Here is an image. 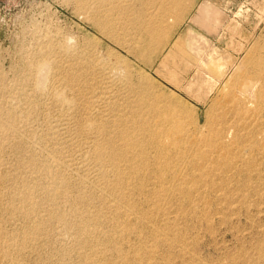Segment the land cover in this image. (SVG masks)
<instances>
[{"label":"rangeland","instance_id":"374dc122","mask_svg":"<svg viewBox=\"0 0 264 264\" xmlns=\"http://www.w3.org/2000/svg\"><path fill=\"white\" fill-rule=\"evenodd\" d=\"M76 1L0 0V81L8 90L5 98L3 95L1 100L6 103H12L14 100L23 110L30 109L33 115L30 125L38 136H35L31 150L21 145L22 148L18 150L20 154L12 155L7 168L18 175L20 181L32 186L34 197L41 203V216L48 218L52 212L50 214L53 215L50 216L54 218L52 220L49 216L43 237L23 245L12 236L29 234L34 224L30 219L26 221L19 215L15 216L17 219H10L9 215H6L7 234L14 239V244L2 245L5 252H10V257L4 264H90L92 258L98 259L101 264H124L126 261L128 264H264V100L258 93L259 89L264 88V36H259L253 42L248 41L247 46L239 48L243 54H225L220 50L225 52L238 49L234 40L220 39L216 34L211 36V39L203 37L204 43L197 48L199 41L191 42L189 39L196 34L206 36V32L199 29L192 33L186 31L187 27L192 26V20L188 18L202 5L200 0H189L188 4L185 3L187 19L184 18L177 25V32L171 34L176 37L180 34L176 42V39L170 41L168 31L173 24L168 19L169 16L165 17L171 10L170 5L165 4L172 0H82L89 4L87 11L94 5L93 10H89V15L79 13V4ZM115 6L119 9H115ZM172 9L174 11L171 14H174L176 7ZM206 12L211 14L212 18L218 16L214 8H207ZM98 20L110 22L121 44L98 34L99 30L93 27V22ZM202 22L205 23V19ZM167 26L168 31L163 32L161 28L166 29ZM182 26L184 28L181 31ZM150 27L159 29L148 31ZM150 34L163 38H160L159 44L156 41L153 43L156 49L147 46L146 40L150 38ZM68 38H71L80 50H98L105 59L115 62L121 71L125 72L126 68V77L132 85L148 84L149 89L165 98L166 103L179 107L185 117L192 114L198 127L193 129L208 131V122L211 119L215 123V129L224 131L227 138H231L235 133L248 137L251 141L240 144L241 151L244 152L242 156L245 157L244 160L249 159L248 162H239L236 168L224 177L227 188L239 186L245 189L243 194L248 203L245 206L240 203V195L243 194L239 193L232 195L235 201L232 207L221 203L215 199L220 192L200 181V174L193 168L191 160L171 158V167L168 170L170 176L165 187H175L172 173H180L182 169L186 178H190L189 180L197 186L188 197L178 194L166 201V204L162 202L164 207L169 205L171 208L169 216L178 220L177 223H172L163 216V211L157 214L158 211L153 210L150 203V196L161 188L156 176L152 174L155 168L153 158L150 159V168L148 166L138 171L126 161L124 155L118 157L117 165L106 163L104 167L98 166L94 159V147L98 139L103 137L99 125L106 115L105 108L101 107L104 100L103 95H100L102 91L99 85L103 80L108 83L111 77H100V73L90 75L94 78L85 84L89 74L78 69L77 80L81 77V84L72 87L70 77L68 78L69 75L65 71L70 64L61 48L63 41ZM226 41L230 44L226 45ZM50 42H54L55 46L57 44L56 53L50 58L58 67L61 66L67 76L57 70L53 86L49 84L50 87H47L48 94L43 96L39 93L38 98H42L39 100V107H29L30 100L19 95L24 88L28 89L30 98L35 94L29 60L44 53ZM168 43H172L169 50L177 53L166 55L169 50L165 46ZM138 51L144 54H138ZM119 60L121 63H118ZM46 72V66L37 67L38 76ZM234 72L237 73L233 74ZM172 74H175V79L171 78ZM241 74L243 75L239 77ZM122 84L123 80L113 79L107 85L114 86L116 92L123 89ZM58 87L70 102L57 101L53 93ZM249 88H252L251 91L247 90ZM32 99L31 102H34ZM91 103L93 109L89 110ZM190 128L191 125H188V129ZM47 134H56L61 142L58 144L47 139L46 144L42 143ZM145 146L149 155H152L150 144L146 143ZM42 162L49 164L51 173L60 166L64 192L58 198L51 195L53 175L50 173L43 176L36 171V165ZM106 171H110L119 179L130 176L129 181L121 186L122 191L129 194V198L111 200L102 193V178ZM215 183L219 184V179ZM16 202V206L21 210V202ZM23 222L32 226L23 225ZM160 230L166 232L164 239L158 238L157 231ZM93 247L99 252L97 255H92L90 249Z\"/></svg>","mask_w":264,"mask_h":264},{"label":"bare ground","instance_id":"6f19581e","mask_svg":"<svg viewBox=\"0 0 264 264\" xmlns=\"http://www.w3.org/2000/svg\"><path fill=\"white\" fill-rule=\"evenodd\" d=\"M77 1L79 4L78 5L79 6V13L81 15H86V14L89 15L88 14V13H90L89 10H91L94 5L91 8H89V10L87 11V7L89 5L88 2L85 1L86 2L85 3L84 1L82 2V0H77ZM112 4H113V2H112ZM97 5L98 4H96V6ZM120 8H121V6H120ZM115 9L118 10L119 8L116 7ZM124 12H125V10H124ZM120 13H122V12H120ZM102 15H103V13H102ZM213 15H214V13H213ZM211 18H212V15H211ZM119 19H121V18H119ZM87 21H89L88 17H87ZM211 21L214 22V25H216V26H218L219 22H220L219 17L217 15L215 17H213ZM111 23H113V22H111ZM114 24H116V23H114ZM93 27L95 29L99 30L98 34L105 35L108 38H110L113 42H115L117 44H121L120 43L121 41L118 39V36L113 32V27L110 25V22L108 20L107 21H100V20L94 21ZM154 29H156V27H150L148 29V31H153ZM142 36H144V35L142 34ZM148 37H150V38L146 40L147 46L153 47L154 49H156L154 47L153 43L156 41V43L159 44V40L162 37H159L157 34H150V36H148ZM203 37L204 36H200L199 34H196L195 36H190L189 39L191 42L199 41L197 48H200V45H202V43H204L203 41H205V40H203ZM153 39H154V41H153ZM204 39H206V38H204ZM71 40H72L71 38H68L66 41L62 40L63 43L61 44V48L63 49V51L67 55L66 58H68V63L70 64L68 70H65V71L67 72L66 74L69 75L68 78L70 77L72 87H76V86H79L81 84V80H80L81 75L79 76L80 78L77 80L78 73H76V70L78 71V69L83 70V71H85V73L89 74L85 80V84H86V82L87 83L89 81L91 82L92 77L90 75L94 76L95 74H98V73H100V75H101L100 77H102L104 75H107L108 78L111 77L112 79L110 78V81L107 80L108 83H110L111 80H113V79H114V81L123 80V84H122L123 89H121V91L119 90V91L115 92V90L113 88L114 86L112 87V85H111V87L110 86L108 87V85H107L108 83L104 82V80L99 85V87L102 91V94H100V95L101 96L103 95L102 99L104 100V103L101 107L105 108L104 111H106V115L104 117L105 120H103L99 125V129H100L101 133L103 134V137L101 139H98L99 141H97L95 143V147H94V159H95V162H97L99 164L98 166L101 165L104 167L106 163H113L114 165H117L116 162H118V160H117L118 157L124 155L126 158V161L131 163L132 165H134L133 167H134L135 171H138V170H141L143 168H148L149 163H150V159L153 158V160L155 162V168H153L152 174L154 176H156V180L160 184L161 188L160 189L158 188V190H156L150 196V203L153 206L152 207L153 210L158 211L157 214L158 213L160 214L159 211H163V216H166L167 219L169 220V222L171 221L172 223H177L178 220L175 217L169 216V214L171 213V210H170L171 208L169 207V205L166 208V207H164L163 204L166 201H168L170 198H173V196H177L178 194L188 197L194 191V189H196L197 186L194 185L191 180H189L190 178L189 179L186 178V173L183 171L184 169H182V171L180 170L181 171L180 173H177V172L172 173L171 178H172L173 185L175 184V187L172 186L173 188H171V189L165 187L166 180H168L169 179L168 177L170 176V174L168 173V170L171 167V162H170L171 158H175V157L180 158V159L187 158V159L191 160L193 162V164H192L193 168L195 169V171H197L200 174V177H201L200 181H204L205 183H207V185L212 186L214 191L220 192V193L218 192L219 194H218V196H216L215 199L219 200L221 203H224L228 206H231V205L233 206L235 201L233 200L232 195H235L237 193L243 194L245 192V189L243 187H239V186L227 188L225 186L224 177L228 176L236 168V166L239 164V162H243L244 164L248 162L249 159L244 160L245 157L242 156V153L244 155V152L241 151L240 144L243 142H249L251 140L248 137L243 136L239 133H235L232 135L231 138H227L224 131L219 130V129H215V123L211 119L208 122V126H209L208 131H204V130L199 131L197 129H193L197 125L195 123L196 120L194 119V116L192 114L188 115V117H185V115H183L181 113L182 111L179 107H175L173 105H170L171 103L170 104L166 103L165 98H162V96H160L158 93L151 91L148 87V84H140L139 83L137 85H132V83L130 81H128V78L126 77V73H127L126 68H124L125 72L121 71L122 69H120L115 64V62H110L107 59H105L106 57L102 56L100 54V52H98L97 49H96L97 51H94V49L91 50L90 48L89 49L91 51H88V50L85 51L83 49L80 50L79 48H77L73 44V42ZM162 40H163V38H162ZM206 41H207V39H206ZM56 46H57V44H56ZM56 46H55L54 42H50L47 46L48 48L44 51V53L40 54L39 57H37V58H31V60H29L30 61L29 65H30L31 75L33 78L32 83L34 84V85L33 84L32 85L35 86L33 88V93H35L37 95L32 93L34 95V96H32L33 99H32V97L30 98L31 94L29 93L28 89H25V88L22 89L21 93L19 94L21 96H24V98H26V100H28V101L30 100L29 102L31 104L29 103V107H33V108L39 107L38 106L39 102H40L39 100L42 99V98H38L39 93H40V95H43V96L48 94V88L47 87L49 86V84L52 85V82L55 79V76L57 75V74H55L57 70L59 72H61V74L62 73L64 74V72L62 71V68H60L61 66L58 67L57 63L55 61L51 60V58H50L54 53H56V51H55V49L57 50V48H55ZM108 48H109L108 49V53H109L110 47H108ZM137 50H139V49H137ZM175 53H177V52H175ZM175 53H173V51L169 50L166 53V55L175 54ZM138 54L142 55V54H144V52L138 51ZM145 54H146V52H145ZM153 54H155V52H153ZM62 57H64V56H62ZM214 61H216V60L214 59ZM126 62H127V60H126ZM118 63H121V61L119 60ZM40 65L46 66L47 72L45 74L38 76L37 67ZM217 65L218 64H216V66ZM212 68H215V67H212ZM219 69H221V68H219ZM215 70H218V69L215 68ZM235 73H237V72H234L233 74H235ZM239 73H241V72H239ZM67 75H65V76H67ZM242 75L243 74H241L239 77H241ZM0 78H2V77L0 76ZM171 78L175 79V74L174 75L172 74ZM28 84H27V86H28ZM97 85H98V83H97ZM24 86H25V84H24ZM13 87H14V85H13ZM88 87H90V85ZM91 87L93 88L94 85ZM249 87H251V86H249ZM11 88H12V85H11ZM57 89L58 90H56L53 93V95L57 99V101L59 103H62V102L64 103V102L69 101L66 94L62 93V91L59 90V87ZM250 89H252V88H249L247 90L251 91ZM13 91H15V90H13ZM84 91H86V90H84ZM7 92H8V90H7L6 86L3 85L0 81V264H4V262H6V260L10 257V252H5L3 250V247H2L3 244H5V245L7 244L9 246L10 243L14 244V239H16L17 242H21V244L25 245V244H28L32 241L34 242V240H36L40 237H43V234L45 231L44 227H47V225L49 223L48 218L50 215L51 216L53 215V214H50L52 212L49 211L50 213L48 215V218L41 216V215H43V214H41L42 213L41 211H43V210L40 209L41 203H39L37 198L34 197L32 186H28L24 181H20L18 179L19 176L12 173L7 168L8 161L11 160L12 155H19L20 154L18 150L20 149V147L22 148L21 145H25L29 150H31L33 140H34V138H36L35 136H37V133L35 132L36 130L33 131L31 128L32 126L30 125V123L32 124L31 120H32V116H33L30 112V109L28 111H27V109L23 110L22 108L18 107V105H16L14 100H13V102L10 101L12 103H9L8 101H7L8 103H6L4 100H1V99H3V97H2L3 95L5 98V95ZM14 93H13V95H14ZM258 93H259V95L262 96V99L264 100V88L259 89ZM16 94H18V93H16ZM87 95H89V94H87ZM10 98H12V97H10ZM31 99L34 102H31ZM15 100H17V99H15ZM232 100L233 99H231V101ZM91 109H93L92 103H91V105L89 104V110H91ZM37 116H39V114ZM187 118H188V121H186ZM34 121H35V119H34ZM90 122H92V121H90ZM187 123H189L188 125H191L190 129H188ZM90 124H92V123H90ZM51 125H52V123H51ZM196 128H198V127H196ZM51 135L49 136L47 134V137H45L46 139L44 138L45 140H43L44 142H42V143H45L47 139H50L47 141H53V142L58 143V144H59V142H61L60 138L55 136L56 134L52 135V136ZM40 139H41V137H40ZM24 140H26V141H24ZM24 142H26V143L24 144ZM53 142H52V144H53ZM146 143L150 144L151 149L153 150L152 155H149V152L146 151L147 150V146H145ZM29 158H30V156H29ZM256 159H258V158H256ZM57 163H58V161H57ZM64 163H65V161H64ZM32 166H33V164H32ZM54 168H56V167H54ZM59 168H60V166L58 167V170L51 173V169H50L49 164L47 165L46 163L42 162L39 165H36V171L39 175L44 176V174H50V173H51V175H53L52 176L53 177L52 178L53 179V188L51 190V195L54 198L60 197L62 195V193L64 192V191L62 192V186H64V185H62V183L64 180H63L62 175H60L61 172H59L60 171ZM149 168H150V166H149ZM99 177H100V174H99ZM129 179H130L129 175H127L126 179H124V178L119 179V178H115L113 173H111L110 171L104 172L103 178H102V184H103L102 187H103L104 192L102 191V193L103 194L105 193L106 197H109L111 200L119 199L120 197L129 198L130 197L129 194L127 192H123L122 191L123 188L121 189V186L124 183H126L127 181H129ZM218 179H219L220 183L216 184L215 181H217ZM248 182H249V180H248ZM34 185H33V187H34ZM166 186H168V185H166ZM260 193H262V192H260ZM240 197H241L240 203L243 206H245L248 203L245 194L240 195ZM17 200L20 201L22 204L21 210L18 208V206H16ZM184 200H185V198H184ZM162 202H164V203H162ZM116 203H118V201ZM151 205H149V206H151ZM123 206H125V205H123ZM42 208H44V207H42ZM57 208H59V207H57ZM126 209H128V208H126ZM54 210H57V209H54ZM129 210H131V209L129 208ZM61 214H60V216H61ZM6 215H9L10 219L14 218L15 216L17 217V215L24 217L25 220L30 219V221L34 224L33 229L31 228L32 231L29 232V234L27 233V235H25V236H18L17 237V235L16 236L13 235L12 237L14 239L11 238L7 234V227H6L7 226L6 225L7 224V220H6L7 218L5 217ZM134 215H135V213H134ZM135 216H137V214ZM205 216H206V214H205ZM51 219H52V217H51ZM25 222H23V225H26V224H24ZM50 224H51V222H50ZM29 225H26V226L29 227ZM30 226H32V225H30ZM155 226H156V224H155ZM49 227L50 226H48V230H49ZM15 231H13V232H15ZM27 231H28V229H27ZM157 232L159 233L158 238L162 237L164 239V237H166V232H164V230H162V231L160 230ZM80 236H81V234H80ZM8 237H10V238H8ZM167 238H168V236H167ZM167 241H169V240H167ZM85 242H87V240ZM127 242L128 241H126V243ZM13 244H11V245H13ZM81 244H83V243H81ZM133 244H135V243L133 242ZM80 245H78V246H80ZM104 245H106V244H104ZM90 250H91L92 255H97L99 253L96 250V247H93ZM139 250H140V248H139ZM62 252H64V251H62ZM263 252H264V250H263ZM85 258H86V256H85ZM97 260L98 259L92 258V260L90 261V264H101V263H99V260L98 261ZM66 261H67V259H66ZM110 263L113 264V262H110ZM124 264H128V262L126 261V263H124Z\"/></svg>","mask_w":264,"mask_h":264},{"label":"crops","instance_id":"0c3cea01","mask_svg":"<svg viewBox=\"0 0 264 264\" xmlns=\"http://www.w3.org/2000/svg\"><path fill=\"white\" fill-rule=\"evenodd\" d=\"M188 1L189 0H172L165 4L171 7L170 12L167 13L165 17L169 16L168 19L173 25L170 29L169 26H167V30L165 27L164 29L161 28V30L165 32L169 29L170 41L176 39V42L180 36V34H178L177 37L171 34L177 32V25L186 18V4H188ZM200 2L202 5H199L196 12L188 18L192 20V26L187 27L186 31L188 30L192 33L199 29L206 32V36L204 37L207 39H211V36L218 34L220 39L225 38L228 39L227 41L234 40V45L238 49L233 51L226 50L225 52L220 50L221 53L243 54L244 52L241 49L243 46L249 44L248 41L253 42V40L259 36H264V20H262L264 18V0H200ZM172 7H176L174 14H171L174 11ZM207 8H214L217 10L220 19L218 26L214 25V22L211 21V15H208L206 12ZM204 19L205 23L202 22ZM183 28V26L180 27V30ZM158 29L159 27L156 28V30ZM181 31H179V33H181ZM227 41L226 45L230 44ZM250 45H252V43H250ZM171 47L172 43H168L165 46L167 50ZM220 47L219 45V48Z\"/></svg>","mask_w":264,"mask_h":264}]
</instances>
